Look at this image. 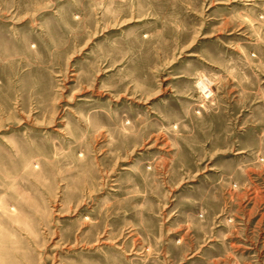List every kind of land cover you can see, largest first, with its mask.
I'll return each mask as SVG.
<instances>
[{
  "label": "rangeland",
  "instance_id": "obj_1",
  "mask_svg": "<svg viewBox=\"0 0 264 264\" xmlns=\"http://www.w3.org/2000/svg\"><path fill=\"white\" fill-rule=\"evenodd\" d=\"M0 264H264V0H0Z\"/></svg>",
  "mask_w": 264,
  "mask_h": 264
},
{
  "label": "bare ground",
  "instance_id": "obj_2",
  "mask_svg": "<svg viewBox=\"0 0 264 264\" xmlns=\"http://www.w3.org/2000/svg\"><path fill=\"white\" fill-rule=\"evenodd\" d=\"M210 84V83H209ZM206 82H204V81H200L199 83H198V88L201 90V91H204L205 90V88H206ZM206 91V90H205Z\"/></svg>",
  "mask_w": 264,
  "mask_h": 264
}]
</instances>
